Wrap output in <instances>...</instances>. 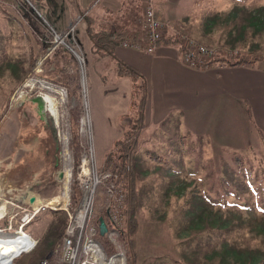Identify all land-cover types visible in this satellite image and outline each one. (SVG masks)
Returning <instances> with one entry per match:
<instances>
[{"label":"rangeland","instance_id":"rangeland-1","mask_svg":"<svg viewBox=\"0 0 264 264\" xmlns=\"http://www.w3.org/2000/svg\"><path fill=\"white\" fill-rule=\"evenodd\" d=\"M78 7L74 3L73 17L80 15ZM142 9L137 8L143 16V6ZM66 14L59 0L49 3L47 0H0V200L1 204L4 201L6 211L15 215L10 235L0 237V258L2 253L7 255L18 247L10 237L22 236L19 234L28 235L33 246L25 254L36 244L54 245L45 258L56 254L61 243L57 239L65 233L69 214L78 210L82 200L78 175L87 171H81L82 158L92 152L96 168H89V178L92 180L96 172L103 182L95 194L91 222L96 225L99 222L95 223L94 219L101 213L106 214V190L110 183L117 184L125 196L119 237L114 243L105 237L113 253H108L98 241L105 259L118 256L124 264L132 263L131 251L121 235L126 220L134 218L138 223L134 264H264V121H253L256 127L248 132H239V129L236 132L228 122L220 131H211L206 136L187 135L184 147L174 143L170 147L173 153L167 155L157 145L156 153L146 152L151 147L139 146L137 138L129 165L134 197L128 205L125 180L113 167L105 168L106 154L123 134L102 160L96 155L89 106V61L93 59L97 69L96 62L103 59L94 56L92 44V57L84 51L78 36L79 21L73 18L70 23ZM63 26L68 27L57 31ZM262 26L259 27L261 39L264 37ZM54 32L63 37V43L55 40ZM179 38L183 48L187 41H192L198 46L220 50V57L211 61L214 65L221 63L220 59L238 60V50L204 46L183 35ZM262 47L250 59L264 57ZM228 53L234 55L227 58ZM116 61L105 60L103 65L111 71L104 72L103 80L119 79ZM29 83L34 87H27ZM44 85L61 95L48 93L42 89ZM135 89L133 84L132 94ZM45 95L58 105L57 128L32 102L34 97ZM79 108L82 114L75 119L77 113L71 112ZM128 118L120 119L124 130L132 124ZM76 149L80 150L77 165ZM66 171L69 178L65 177ZM105 175L110 176L101 179ZM36 199L55 207H62L66 202L67 206L34 208ZM28 204L39 212L19 231L20 219L29 210ZM0 226H7V222ZM15 231L19 234H14ZM83 262L99 264L90 257L80 258L79 264Z\"/></svg>","mask_w":264,"mask_h":264},{"label":"crops","instance_id":"crops-1","mask_svg":"<svg viewBox=\"0 0 264 264\" xmlns=\"http://www.w3.org/2000/svg\"><path fill=\"white\" fill-rule=\"evenodd\" d=\"M59 2L67 14L71 12L65 16L70 17V23L78 19V36L89 57L88 26L98 31L118 23L127 28L128 36L139 41L144 36L142 15L137 10L144 7L142 0ZM74 3L81 12L77 17L72 16ZM155 7L163 23L161 41L171 43H159L153 54L121 47L114 50V59L137 71L144 80V119L138 145L150 146L146 152L153 153L157 145L167 155L173 153L170 147L174 143L184 147L187 135L206 136L220 131L228 122L236 132H248L264 121V57L258 56L252 64H212L195 69L182 63L183 46L178 41L183 35L204 46L238 50L236 61L249 60L264 46L259 28H264V0H155ZM107 58L96 62L97 69L93 59L89 61V106L99 160L122 136L124 123L120 119L130 116L131 122L135 111L133 82L129 78L102 79L105 71H111L103 65Z\"/></svg>","mask_w":264,"mask_h":264},{"label":"built area","instance_id":"built-area-1","mask_svg":"<svg viewBox=\"0 0 264 264\" xmlns=\"http://www.w3.org/2000/svg\"><path fill=\"white\" fill-rule=\"evenodd\" d=\"M144 11L141 20V26L144 32L142 41L135 40L134 38L127 37L120 43L121 48H129L135 51H143L147 54H153L157 46L162 39L163 24L157 16L155 10V0H143ZM73 32V29H72ZM54 38L59 43H63V37L54 32ZM221 51L216 48H207L203 46L195 45L192 41H187L181 53V61L183 64L190 68H206L212 65L211 61L215 58H219ZM227 58L232 57L233 53L226 54ZM78 57V56H77ZM79 59V57H78ZM218 65H222L218 63ZM94 158L92 152L87 153L82 158L81 171L87 169L86 172H82L78 175L79 183L83 192L82 200L78 210L74 214H69L68 226L61 239L60 246L54 256L45 258L40 264H79V259L83 257H90L95 253H102L101 247L97 240L99 233L98 225L91 222V213L95 203V194L99 186L103 181H100V176H93V179L89 178V168H96L95 163L93 165ZM110 175H105L101 179H106ZM82 180V181H81ZM107 201L105 204V212L110 224V229L107 225V233L105 237L111 242H116L117 237L121 230L122 213L125 196L120 187L115 183H110L106 190ZM29 210L26 211L24 216L20 219L19 231L25 227L39 210H34L30 204H28ZM15 215L9 214L6 211L5 214L0 216V225L2 222H7V226H0V233L4 235H10L11 222ZM17 234V231H15ZM103 255V253H102ZM105 259V257H104ZM82 264H86L83 262Z\"/></svg>","mask_w":264,"mask_h":264},{"label":"trees","instance_id":"trees-1","mask_svg":"<svg viewBox=\"0 0 264 264\" xmlns=\"http://www.w3.org/2000/svg\"><path fill=\"white\" fill-rule=\"evenodd\" d=\"M87 34L91 41L93 47L94 56L97 59H104L107 57L114 58V50L119 47L120 43L128 37V30L125 26L120 25L118 23H112L109 27L95 31L91 26L87 28ZM48 40V39H47ZM162 41H160L161 43ZM164 44L171 43V41L162 42ZM45 44H48L47 42ZM43 50L46 49V45H42ZM258 59H249V60H240V61H227V60H218V62L223 63L225 66H237L241 64H252L254 61ZM115 72L119 77L129 78L134 85H136L135 92L133 94L134 102V113L132 117V124L126 127L124 130L123 136L120 140L116 141L110 150L109 153L105 156V168L109 169L113 167L114 171L119 174L124 181V189L128 194V205L131 204L134 193H133V174L130 168V158L134 153L137 147V138L140 130L143 126L144 119V107H145V84L142 76L132 69L131 67L125 65L120 61H116L115 63ZM138 81V82H137ZM77 113L76 118H79L82 114L81 109H76L72 111L71 114ZM77 148V147H76ZM77 150V149H76ZM80 155V150H77L76 157V165L78 164ZM153 160H159V158H154ZM58 212V211H54ZM60 212V211H59ZM131 211L128 209V214ZM60 214L65 213L60 212ZM127 216V208L124 211V219ZM99 218H103L105 223L108 225L110 229V224L106 217L105 213L99 214L96 219H94L95 223L99 220ZM126 228L122 230V240L128 247L129 251L132 254V263L135 261V235L138 229V223L134 218H129L126 220ZM63 237V236H62ZM61 235L57 240H61ZM97 240L99 243L106 248L108 253H113V248L108 243L105 237H100L97 235ZM38 243V242H37ZM52 246H40L37 245L34 249L28 254H21L20 257L16 258L12 264H39L41 260H43L50 252Z\"/></svg>","mask_w":264,"mask_h":264},{"label":"bare ground","instance_id":"bare-ground-1","mask_svg":"<svg viewBox=\"0 0 264 264\" xmlns=\"http://www.w3.org/2000/svg\"><path fill=\"white\" fill-rule=\"evenodd\" d=\"M27 87H29V88L31 87L32 88V87H34V85L31 84V83H29V85ZM42 89L48 91V93L49 92L50 93H54V94H56L58 96L61 95V92H59L58 90H56V89H54L52 87H49V86H45L44 85V87ZM20 97H21L20 99H23L24 98V96H22V95ZM39 97L43 101V110H42V113L46 114L48 116V118H50L53 126L55 128H57L59 126V122H60L59 121L60 116H59V113L57 111V107H58L57 103L50 96H48V95L39 96ZM65 177L66 178H69L68 171H66ZM33 201H34V199H33ZM65 201H67V198L65 199ZM41 205H50V206H52L53 209H59V208H63L64 206L66 207L67 206V203L65 202V204L62 207H55L51 203H45L43 201H40L39 199H36V201L33 203V207L34 208H37V207L40 208ZM41 207H45V206H41ZM5 213H6V207L4 205V201L1 204V200H0V216H2ZM17 234H19V233H17ZM3 235L4 234H1L0 233V237H3ZM19 235H22L24 237H22V236H13V237H10L12 243L14 245L15 244L18 245V247L13 248L12 249L13 251L9 252V254H7V255L4 254V253H2L3 255H1V258H0V264H10V261L12 260L13 257H15L17 255L19 256L20 252H22V251H25L26 252V250H28L32 246L31 241H30V238H29L28 235H26V234H19ZM1 250H2L1 252H3V249H1ZM117 257L118 256L114 257L116 259L110 258L109 260H107V259H104V254L102 255V253H100V255H99L98 253H95L92 256V259H93V262L94 263L98 262L99 264H124L123 258H117Z\"/></svg>","mask_w":264,"mask_h":264},{"label":"water","instance_id":"water-1","mask_svg":"<svg viewBox=\"0 0 264 264\" xmlns=\"http://www.w3.org/2000/svg\"><path fill=\"white\" fill-rule=\"evenodd\" d=\"M32 102L37 105V108H38L39 112H42V110H43V101H42V99L39 96H36V97H34L32 99ZM32 201H33V199H31V202ZM98 222H99V225H98L99 235H100V237H105V234L107 233V230H108L107 229V225H106V223H105V221H104L103 218H99ZM32 247L30 248V250L32 249ZM27 252L28 251H26V252L25 251H22V252H20V255L21 254H25ZM18 257H19L18 255L15 256V257H13L12 260L10 261V264H12L13 260H15Z\"/></svg>","mask_w":264,"mask_h":264}]
</instances>
